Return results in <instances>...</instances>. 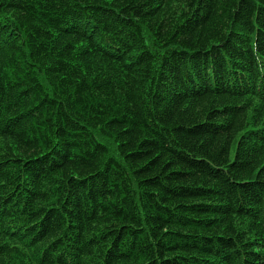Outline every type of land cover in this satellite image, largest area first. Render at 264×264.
Returning a JSON list of instances; mask_svg holds the SVG:
<instances>
[{
	"label": "trees",
	"instance_id": "obj_1",
	"mask_svg": "<svg viewBox=\"0 0 264 264\" xmlns=\"http://www.w3.org/2000/svg\"><path fill=\"white\" fill-rule=\"evenodd\" d=\"M0 264H264V0H0Z\"/></svg>",
	"mask_w": 264,
	"mask_h": 264
}]
</instances>
